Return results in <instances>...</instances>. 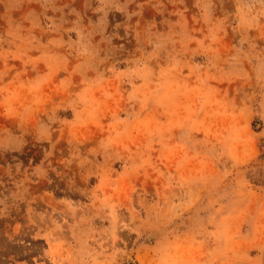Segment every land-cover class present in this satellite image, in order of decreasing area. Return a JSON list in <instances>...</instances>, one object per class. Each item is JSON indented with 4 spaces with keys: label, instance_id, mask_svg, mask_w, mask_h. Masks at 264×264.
<instances>
[{
    "label": "rangeland",
    "instance_id": "1",
    "mask_svg": "<svg viewBox=\"0 0 264 264\" xmlns=\"http://www.w3.org/2000/svg\"><path fill=\"white\" fill-rule=\"evenodd\" d=\"M0 264H264V0H0Z\"/></svg>",
    "mask_w": 264,
    "mask_h": 264
}]
</instances>
